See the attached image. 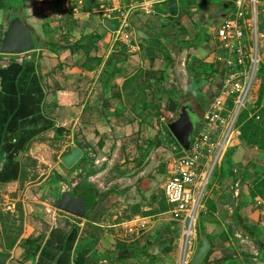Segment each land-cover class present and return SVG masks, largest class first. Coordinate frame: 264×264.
Segmentation results:
<instances>
[{"label": "crops", "instance_id": "crops-1", "mask_svg": "<svg viewBox=\"0 0 264 264\" xmlns=\"http://www.w3.org/2000/svg\"><path fill=\"white\" fill-rule=\"evenodd\" d=\"M225 1L220 12L227 17L234 4ZM6 4L0 0V45L6 22H12L5 19L3 23ZM209 5L193 0L189 16L183 14L180 22L171 18L179 15L180 4L178 15L171 16L168 0H24L12 4L9 15L22 13L15 18L20 17L35 33L41 47L21 54L0 53V264H164L173 234H180L179 222L171 218L168 225L161 223L159 230H152L151 219L166 215L165 211L135 214L123 223L118 219L120 212L110 208L115 194L123 190L114 185L106 189H114L106 200L103 191L92 197L82 182L89 166L71 169L60 160L73 145L79 147V141L101 139L98 132L105 125L120 130L124 123L147 122L150 95L169 101L165 91L169 82L178 84L169 77L180 62L195 76L194 89L201 84L205 92L209 89L210 103L218 96L228 54L215 37L224 18L208 11ZM258 8L257 31L264 33L259 28L264 0H259ZM107 13L112 17L107 18ZM124 14L128 38L117 34ZM219 18L218 24L213 22ZM109 22L116 24L115 31L106 27ZM44 25L55 28V36L46 40L71 43L78 39L80 50L71 53L44 47ZM95 36L101 38L93 42ZM86 58H95L94 64ZM201 62L217 67V75L209 78L213 68L199 66ZM258 73L259 68L257 78ZM256 83L246 106L258 97ZM262 107L264 102L258 109ZM232 145L237 179H221L215 170L200 212L208 217L203 229L210 250L208 261L201 264H264V148L239 139ZM54 153L57 163L54 158L51 161ZM91 177L88 180L95 183ZM70 188L74 194L91 196L93 207L87 217L63 209L61 198ZM138 218L149 222L147 228L138 236L127 234L126 224ZM175 248L180 254L178 245ZM196 251L192 242L189 262Z\"/></svg>", "mask_w": 264, "mask_h": 264}, {"label": "built area", "instance_id": "built-area-1", "mask_svg": "<svg viewBox=\"0 0 264 264\" xmlns=\"http://www.w3.org/2000/svg\"><path fill=\"white\" fill-rule=\"evenodd\" d=\"M258 3L259 0H233L232 13L217 26L215 37L220 48L228 54L227 73L218 96L211 101L203 120L215 130H200L192 134L191 149L177 160L163 186V194L170 208L168 213L180 223L183 247L176 264H189L191 238L196 234V223L204 208L207 186L227 148L238 135V116L249 102L257 81L260 50L264 48V33L257 31ZM106 16L111 18L112 13ZM128 27L129 22L124 14L117 34L128 38ZM229 101L232 102L231 107ZM255 118L260 120L262 117L256 113ZM188 218L191 219L190 228L185 225ZM147 225L145 218L131 221L129 225L126 224L127 234L138 236Z\"/></svg>", "mask_w": 264, "mask_h": 264}, {"label": "rangeland", "instance_id": "rangeland-1", "mask_svg": "<svg viewBox=\"0 0 264 264\" xmlns=\"http://www.w3.org/2000/svg\"><path fill=\"white\" fill-rule=\"evenodd\" d=\"M218 1L219 0H209L208 2L210 5L208 6V11H211V13L216 16H221V18L223 19L226 17V15H222L220 11L224 7V3H226V1L220 0L219 3H216ZM209 13L210 12H207L206 14L209 15ZM222 19L219 18L214 20L213 22L218 24V22H220V20ZM4 22H5V18L3 20V23ZM210 22L211 21H209V24H211ZM7 26L8 23L6 22V27ZM263 49L264 48L260 50L261 52L260 55H263L264 53ZM185 66H183L181 62L178 63L176 70L174 69L173 72L174 76L169 77L176 80L178 84L175 85L169 82L168 84H170V86L168 85L167 89L174 87L175 89V96L173 97L174 101H177L176 99H178L176 98V94H177L176 91L182 89L181 91L184 92L183 93L184 98L181 99L179 98L178 100L180 103H184V105H186V102H188V100H186L185 98V95L188 93L190 95H193L192 99L189 101L190 103L187 104L191 105L192 110L196 112L199 119L201 118L200 119L201 122L206 117L208 109L206 108L205 111H201L198 106L199 103L194 100L195 99L194 95L198 94V91L204 93L205 95H208L210 94V91L208 89L207 92H205L203 90L204 85L202 84L199 85L198 79L196 80V82L198 83L197 85L199 86L195 85L196 87L194 86L195 87L194 89L191 86V82L192 84L194 83L195 76L192 75V72L190 71L191 69ZM254 92L252 93V97L254 95ZM162 100H164L163 97ZM158 101L160 100L157 99L154 100L150 95L149 109H148L150 114L148 121L145 122L144 124L141 125L140 123H138L131 126L130 125L127 126L126 123H124L123 128H121L120 130H118L115 126L113 130H110L109 125L108 127L107 125H105L106 127L103 129V132H98V134H101V139L95 137V138L85 139L82 142L79 141V143L86 149V152L89 153L88 155H90V157L95 158V163H93L94 166H92L93 170L95 171L91 177V179H93L92 181L95 182L103 192H105L106 189L114 185H117L119 189L124 191L122 195L115 194L114 199L116 202L113 201V204L110 205V208L112 210L115 209L117 213L120 212L118 219L123 220L124 221L123 223H125L127 219L133 217L135 214L142 215L144 214L143 211L148 212L149 209L152 210V209L160 208L159 201L157 199H153L152 196L153 195H156L158 197L161 196V194L163 193L164 183L166 182L170 174L173 172L174 164L177 162L178 159H180L182 156L185 155V153L183 152L180 153L181 150L179 149V146L175 142L173 141L168 142L169 138L167 136V133L165 132V126L169 122H172L175 119H177L178 114L180 113L182 107L180 106L175 107V105L172 104L174 103L173 101L171 102L167 100H165L164 102L161 101L158 102ZM162 103L164 105L159 106L162 105ZM210 104H208V108L210 107ZM204 124L205 123H203V125L200 124L201 126H199L198 129L199 131L207 130L213 132L215 130V127L214 130H212L209 125H204ZM157 140L158 141L161 140L162 145L156 148L154 144L150 148V144L156 143ZM237 140L238 137L235 136L234 139L232 140V143L234 144ZM147 148L151 149L148 155L145 154L146 151H148ZM53 158L55 163V161L57 160V159L55 160V158H57L55 153L54 156L51 158V161ZM78 166L79 165H76L75 168H77ZM88 166L90 168L91 164H88ZM40 173L41 171L38 172L37 175H39ZM215 175L212 177L215 178ZM139 179L140 181L142 180V182H140ZM212 180L213 178H211L210 183H212ZM140 204H141V208H140L141 211L137 213V211H135L134 209ZM171 218L172 216L170 213H167L162 217L152 218L151 219V225L153 226V227L151 226L152 230L155 231L159 230L161 228L160 225L161 223L163 225L165 224L168 225L169 222L171 221ZM179 229H180V223H179ZM202 238H204L203 228H201L200 231L196 230V234L193 236V238H191L192 239L191 242H193L194 247L196 246V249H198V247L200 246ZM171 242H172L171 243L172 246L171 245L169 246H171L172 248L174 247V249L170 247L167 248L169 255L167 256L166 261H164V264L173 263V259L176 257L177 254V249L175 248L176 245H178L179 251L182 249L183 242H182L181 233L173 234V237L171 238ZM178 254L176 258H178Z\"/></svg>", "mask_w": 264, "mask_h": 264}, {"label": "trees", "instance_id": "trees-1", "mask_svg": "<svg viewBox=\"0 0 264 264\" xmlns=\"http://www.w3.org/2000/svg\"><path fill=\"white\" fill-rule=\"evenodd\" d=\"M24 2V0H6L7 4H6V11H5V19H9L10 21H13L15 19L16 16L18 15H21L23 16L22 13H18V15H9L11 14L10 13V10H8L9 8L12 7V4L14 5V2ZM203 2H208L209 0H202ZM193 2V0H179V4H180V13L177 17H171L173 19H178L179 21L183 18V14L189 16L187 14V10L188 8L190 7L191 3ZM164 12H166L164 10ZM13 14V13H12ZM10 16V17H9ZM181 22V21H180ZM44 31H45V35L47 36V38L43 39L42 40V45L44 47H47V48H51L53 51H56V50H59V49H68L71 51V53H76L80 50V44H81V40H78V39H75L74 41H72L71 43H61L60 41L61 40H58V41H49V40H46L48 38H52L55 36V28H48L47 25H44ZM260 29L263 30L264 32V20L261 22V26L259 27ZM92 38V37H91ZM101 37H93L91 40L93 42H96L100 39ZM87 59V58H86ZM87 63H90L93 61H95V58H88L87 60ZM98 63L101 61L100 59H97ZM94 64V63H93ZM199 66H202V67H207L209 69H212V72L209 73V78H211L212 76L215 77L217 75V67L214 69V67L212 65H209V64H206L204 62H201ZM85 67L87 68H93L94 65H90V64H86ZM212 67V68H211ZM211 74V75H210ZM206 75V74H205ZM204 75V77H206ZM202 76V78H204ZM163 79V78H161ZM107 80H109V77L107 78ZM199 80V79H198ZM257 81L258 83H256V86L258 88V97L256 99V101L252 104H248L239 114L238 116V119H237V131H238V139L242 142H245L249 145H257L258 148H264V119L262 117V110L261 109H258L262 106V103L264 102V62H261L259 64V73H258V78H257ZM176 98H184V92L183 91H180V90H177L176 91ZM188 93V92H187ZM163 94V93H162ZM165 94L167 95L168 97V100L171 102L173 101L174 103H172L173 105H175V107H184V103H180L178 99H176L177 101H174L173 100V97L175 96V89L174 87L173 88H170V89H167L165 91ZM161 95V94H160ZM193 95H190L189 93L185 95V98L186 100H188V102H186V105H190V104H187V103H190L189 101L192 99ZM195 99L194 100H197L198 101V106L200 108L201 111H205V109L207 108L208 109V104H210V96L209 95H205L204 93H201L200 91H198V94L194 95ZM196 101V102H197ZM228 105L229 107L232 106V102L229 101L228 102ZM191 106V105H190ZM256 109H258V112L256 111ZM146 110V108H144V111ZM134 111L137 113V114H140V109L138 108H135ZM256 113L260 114L261 115V119L260 120H256L255 118V115ZM201 117H202V114H201ZM201 119V118H200ZM199 125H197V128L195 130V132L199 131V126L200 123H198ZM165 132L167 133V136H168V142L170 141H173L175 142L178 146H179V150L180 153L183 152V149L180 147V145L178 144V142L176 141V139L174 138V136L172 135V133L170 132L169 128L167 127V125L165 126ZM155 144V145H154ZM79 147L81 149H83V146L79 143L78 144ZM155 146L156 148L160 147L162 145V142L161 140H157L156 143H152L150 144V148L152 146ZM148 149V153L147 155L149 154V151L151 149ZM84 150V149H83ZM234 152H235V146L233 145H230L222 160H221V163H220V166L216 169L218 170L217 171V175L219 178L221 179H233V180H236L237 179V172L234 171V162H233V155H234ZM89 153H86L84 151V154L82 156V158L71 168H75L76 165H80V164H85V165H88V164H91V167H90V170H88L86 172V175L84 176V179L82 180V182L85 184L86 188H85V192L88 193L90 195L95 196V195H98L99 192H102V191H99L98 188H97V185L95 183H92L88 180V178L94 174V170H93V167L95 163V158L94 157H90V155H88ZM93 164V165H92ZM239 175V174H238ZM245 174L243 173V178H244ZM239 177V176H238ZM88 191V192H87ZM114 192V189L111 190V191H106V192H103V195H104V198L103 200H106L112 193ZM124 191H118V195H122ZM253 192V191H252ZM254 195V193H252ZM263 194V193H261ZM91 197V196H90ZM153 199H157L159 201V209H152L151 211H148V212H144L145 215H150V214H154L155 212L158 213V212H167L170 208H169V205L166 201V198L164 196V194L162 193L160 197L156 196V195H153L152 196ZM161 202V203H160ZM141 208V204L138 205L137 207H135V211H137V213H139V211ZM208 217H205L204 214H200L199 217H198V221H197V225H196V230L197 231H200L201 228H203V223L205 220H207ZM238 219V218H237ZM204 237H206L207 239H209V236L204 233ZM209 253H210V250H208V252L206 253L202 263H205L208 261V257H209Z\"/></svg>", "mask_w": 264, "mask_h": 264}, {"label": "water", "instance_id": "water-1", "mask_svg": "<svg viewBox=\"0 0 264 264\" xmlns=\"http://www.w3.org/2000/svg\"><path fill=\"white\" fill-rule=\"evenodd\" d=\"M167 10L171 16H177L179 12L178 0H168ZM106 27L111 31L116 30V24L112 22L106 23ZM40 47V39L20 17H17L8 24L3 34L0 53L21 54ZM195 115L196 114L189 110L188 107H183L177 119L167 124L170 132L184 151H189L191 149V136L200 122L199 117L197 118V115ZM262 117L264 119V107H262ZM82 156V149L73 145L71 151L62 156L60 161L65 167L72 168ZM61 201L64 210L81 218L87 217L89 210L93 207V201L89 194L76 196L73 193V189L68 190L61 198ZM185 225L187 228H190L191 219H186ZM208 249L209 241L204 237L189 264H201Z\"/></svg>", "mask_w": 264, "mask_h": 264}, {"label": "flooded vegetation", "instance_id": "flooded-vegetation-1", "mask_svg": "<svg viewBox=\"0 0 264 264\" xmlns=\"http://www.w3.org/2000/svg\"><path fill=\"white\" fill-rule=\"evenodd\" d=\"M184 107H188L189 110H191L192 112H194V111L192 110L191 106H189V105H185ZM182 109H183V107L181 108L180 113L182 112ZM180 113H179V114H180ZM194 113L196 114V112H194ZM179 114H178V115H179ZM196 115H197V114H196ZM196 115H195V116H196ZM195 118H196V117H195ZM197 118H198V115H197ZM70 189H71V188H70ZM70 189H68V190H70ZM74 192H75V190L73 189V193H74ZM64 194H65V193H64ZM64 194H63V195H64ZM75 195H76V196H79V195H77V194H75ZM83 195H86V194H83ZM62 197H63V196H62Z\"/></svg>", "mask_w": 264, "mask_h": 264}]
</instances>
